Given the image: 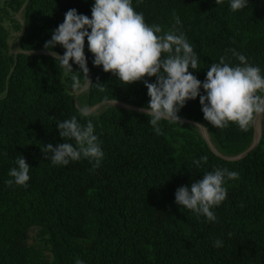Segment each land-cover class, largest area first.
<instances>
[{
    "label": "trees",
    "instance_id": "16d2710c",
    "mask_svg": "<svg viewBox=\"0 0 264 264\" xmlns=\"http://www.w3.org/2000/svg\"><path fill=\"white\" fill-rule=\"evenodd\" d=\"M92 7L93 0H0V264H75L77 258L84 264H264V119L258 148L232 162L192 124L162 121L156 135L144 113L110 104L81 116L83 107L114 98L141 109L150 99L143 81L124 85L94 66L85 40L92 86L76 101L81 91L73 88L72 74L46 54L45 43L67 11L91 18ZM133 7L164 31L180 17L199 57L198 71H189L201 82L221 57L239 63L231 49L264 72V0H249L236 12L229 0H133ZM5 19L19 35L13 46ZM54 51L65 50L57 45ZM73 116L93 123L105 153L99 168L87 159L56 166L42 151L75 144L56 127ZM178 116L204 125L224 157L242 155L255 139L256 114L247 131L234 123L215 128L197 97ZM18 155L31 167L27 187L6 184ZM204 156L206 163H194ZM216 168L236 171L239 179L226 185L227 198L212 209L217 220L210 223L178 206L175 193ZM217 239L222 248L213 247Z\"/></svg>",
    "mask_w": 264,
    "mask_h": 264
},
{
    "label": "clouds",
    "instance_id": "9594fccd",
    "mask_svg": "<svg viewBox=\"0 0 264 264\" xmlns=\"http://www.w3.org/2000/svg\"><path fill=\"white\" fill-rule=\"evenodd\" d=\"M248 5L249 0H229L233 12ZM174 21L172 28L164 31L158 24L146 23L143 14L135 11L133 0H93L91 18L78 14L76 9L67 11L63 23L52 31L51 39L44 47L56 63L72 74V86L78 91H83L84 86L77 74H83L86 83L92 85L87 78L85 40L94 57V66H102L105 73H112L124 85L143 81L150 98L143 112L156 135L162 134V121L179 123L178 113L188 101L197 97L204 120L213 127L222 129L234 123L241 131H247L254 114L264 113V95L260 94L264 92V72L250 64L245 55L231 49L229 51L239 63L233 66L221 57L218 63L208 67L206 79L201 82L189 71H198L199 57L181 30L180 17H174ZM57 45L65 50L63 55L54 51ZM70 62L78 65L80 72L73 73ZM145 77L156 80L150 83ZM96 85L104 91L103 85ZM112 102L117 103L115 98ZM80 112L81 116L88 117L91 109L83 107ZM56 127L64 141L67 138L75 144L64 142L44 146L42 151L47 160L50 159L53 165L67 167L71 162L87 159L94 167L101 166L105 153L91 121L84 125L73 116L58 121ZM201 162L206 163L207 157L194 161L197 165ZM14 163L6 184L27 187L31 167L21 155ZM237 179L238 172L216 168L190 187L178 188L175 203L214 223L217 217L212 209L226 200V185ZM213 247L222 248L223 240H215ZM75 264H84V261L77 258Z\"/></svg>",
    "mask_w": 264,
    "mask_h": 264
},
{
    "label": "water",
    "instance_id": "95a60500",
    "mask_svg": "<svg viewBox=\"0 0 264 264\" xmlns=\"http://www.w3.org/2000/svg\"><path fill=\"white\" fill-rule=\"evenodd\" d=\"M17 54H21L23 52H16ZM28 54H34V53H28ZM48 54V53H46ZM49 55V54H48ZM88 76H89V80L91 81V84H92V77H91V74H90V71L88 72ZM92 85H87L84 87V90L81 91V93L83 92H86L88 91L90 88H91ZM80 94L77 95L76 97V101L78 100V97H79ZM107 104H110V105H113L115 107H119V108H122V109H126V110H130V111H134V112H141V113H144L143 112V109L141 108H136V107H133V106H130V105H127V104H124V103H121V102H117L116 104H114L112 101L111 102H108V103H104V104H100L98 105L97 107L93 108L92 109V112L91 114H94L96 113L97 111H99L102 107H104L105 105ZM263 119H264V113H260V114H256V117H255V139H254V142L252 144V146L250 147V149L248 151H246L245 153H243L242 155H239L237 157H224L222 156V154H220L217 149L215 148L213 142H212V138L208 132V130L203 127V126H196L197 123H194V122H190V121H187V120H180L179 119V122H183V123H188V124H192L194 126H196L197 128H199L201 130V133L202 135L204 136L205 140L207 141L208 145L210 146V148L220 157L224 158L225 160L227 161H241L242 159L246 158L249 154H251L254 150H256L258 148V146L260 145V142L262 140V136H263Z\"/></svg>",
    "mask_w": 264,
    "mask_h": 264
},
{
    "label": "rangeland",
    "instance_id": "374dc122",
    "mask_svg": "<svg viewBox=\"0 0 264 264\" xmlns=\"http://www.w3.org/2000/svg\"><path fill=\"white\" fill-rule=\"evenodd\" d=\"M17 18L20 20L21 19V17L18 15L17 16ZM4 25L13 33V35H14V39L11 41V45L13 46V44L15 43V41H16V39H17V37H19V35L18 34H15V32H14V30H13V24L9 21V20H7V19H5V22H4ZM13 50H15V49H13ZM17 52V51H16ZM72 92L73 93H75L74 92V90H72ZM83 93H85V92H83ZM83 93H81V92H79V93H77V95L78 94H83ZM79 95V96H80ZM91 112H92V109H91Z\"/></svg>",
    "mask_w": 264,
    "mask_h": 264
}]
</instances>
